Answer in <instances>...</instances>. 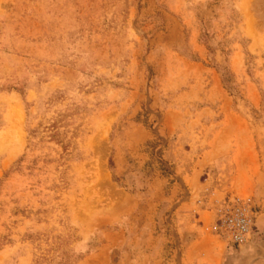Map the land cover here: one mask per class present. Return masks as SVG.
I'll return each mask as SVG.
<instances>
[{
  "label": "rangeland",
  "instance_id": "obj_1",
  "mask_svg": "<svg viewBox=\"0 0 264 264\" xmlns=\"http://www.w3.org/2000/svg\"><path fill=\"white\" fill-rule=\"evenodd\" d=\"M0 264H264V0H0Z\"/></svg>",
  "mask_w": 264,
  "mask_h": 264
},
{
  "label": "built area",
  "instance_id": "obj_2",
  "mask_svg": "<svg viewBox=\"0 0 264 264\" xmlns=\"http://www.w3.org/2000/svg\"><path fill=\"white\" fill-rule=\"evenodd\" d=\"M217 221L214 232L235 245L246 243L253 232L255 208L250 195L227 194L215 200Z\"/></svg>",
  "mask_w": 264,
  "mask_h": 264
},
{
  "label": "crops",
  "instance_id": "obj_3",
  "mask_svg": "<svg viewBox=\"0 0 264 264\" xmlns=\"http://www.w3.org/2000/svg\"><path fill=\"white\" fill-rule=\"evenodd\" d=\"M214 153V152H213ZM219 154V152H217Z\"/></svg>",
  "mask_w": 264,
  "mask_h": 264
}]
</instances>
